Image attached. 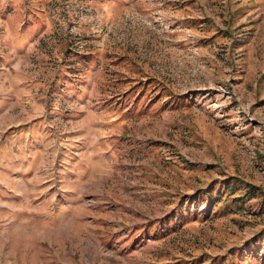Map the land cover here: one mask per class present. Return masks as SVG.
Returning <instances> with one entry per match:
<instances>
[{
    "label": "rangeland",
    "instance_id": "374dc122",
    "mask_svg": "<svg viewBox=\"0 0 264 264\" xmlns=\"http://www.w3.org/2000/svg\"><path fill=\"white\" fill-rule=\"evenodd\" d=\"M0 264H264V0H0Z\"/></svg>",
    "mask_w": 264,
    "mask_h": 264
},
{
    "label": "trees",
    "instance_id": "16d2710c",
    "mask_svg": "<svg viewBox=\"0 0 264 264\" xmlns=\"http://www.w3.org/2000/svg\"><path fill=\"white\" fill-rule=\"evenodd\" d=\"M244 197L248 198V199H252L255 197L254 192L253 191H249L247 193L244 194Z\"/></svg>",
    "mask_w": 264,
    "mask_h": 264
}]
</instances>
